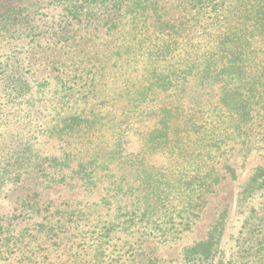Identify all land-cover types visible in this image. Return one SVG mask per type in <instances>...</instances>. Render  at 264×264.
Masks as SVG:
<instances>
[{"label": "rangeland", "instance_id": "374dc122", "mask_svg": "<svg viewBox=\"0 0 264 264\" xmlns=\"http://www.w3.org/2000/svg\"><path fill=\"white\" fill-rule=\"evenodd\" d=\"M73 4L0 0V264H185V250L211 233L217 260L264 264V193L242 194L264 166V116L242 134L219 118L218 84L197 67L209 15L194 0H157L179 34L164 36L178 45L162 59L130 25L90 19L102 9L87 2L75 17ZM242 46L253 77L264 35ZM164 72L174 88L138 102ZM225 127L229 139L208 153L221 180L198 207L156 183L148 191L139 162L175 175L200 133ZM82 164L90 180L76 176Z\"/></svg>", "mask_w": 264, "mask_h": 264}, {"label": "trees", "instance_id": "16d2710c", "mask_svg": "<svg viewBox=\"0 0 264 264\" xmlns=\"http://www.w3.org/2000/svg\"><path fill=\"white\" fill-rule=\"evenodd\" d=\"M194 1L202 11L198 12L199 16L203 18L209 15L208 20L210 21L202 27L203 42L210 41L211 43H205L203 52L198 53L197 67L200 77L205 79V84H218L220 90L218 102L224 107V111L217 112L220 115L222 113L227 115L226 117L219 116V118H226L230 129L232 125L235 134L238 132L242 134L245 129L251 132L253 130L251 122L254 117L264 116V66L259 68L257 65H248L254 71L253 77L244 76L247 72L246 66L243 65L242 55L247 54V51H243L245 47L242 46V43L247 42L251 35H264V0ZM86 2L96 4L95 7L102 9L101 13H95L92 8L88 14L89 17L91 15H94L93 18L104 17L103 23L111 25L110 23L113 22L112 25L115 28L126 23L133 30L140 32L142 40L146 43L148 54L154 53L155 57L164 59L165 56L172 54V51L177 49V43L170 42L171 44H169L168 39L164 38L165 35L170 38L175 34L178 36L177 27L174 22L171 23L165 19V14L161 12L157 0H74L70 9L71 13L75 17H79L83 3ZM93 18L90 17V19ZM108 18L111 22L108 21ZM126 19L128 21L123 23ZM189 51L185 49L186 54H189ZM197 62L193 65H196ZM171 75L166 72L162 73L160 77L157 75L154 80H151V89L146 93H141L137 101H148L153 88L164 92L173 89L174 84L178 82L177 78H171ZM227 138L229 139V131L226 127L210 133L203 131L196 142L197 154L183 159L185 164L183 169H179L183 164L177 165L176 162L175 175L165 176L163 173L155 175L152 166L144 165L143 162H139L138 174L150 193L153 194L155 183L161 194L165 187L170 189L169 193L177 190L179 192L177 194L181 195L183 207L187 210L193 209L202 203V197L221 180L220 174L212 168V164L209 162L211 156L208 153L218 151ZM177 141L178 139H176V144L181 143ZM195 150L193 149L190 153L193 154ZM194 159L196 162H191ZM84 166V164L80 165L75 174L80 178L90 180L91 174L85 172ZM161 168L163 167L159 169ZM261 193H264V166L255 169L242 194H244V199L249 200ZM159 201H162L161 198ZM260 219L259 223L264 224V214L260 216ZM219 236L211 233L205 240L188 247L184 252V263L225 264L222 260L216 259ZM262 244H264V239Z\"/></svg>", "mask_w": 264, "mask_h": 264}]
</instances>
